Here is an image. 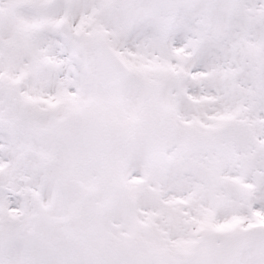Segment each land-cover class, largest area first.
Returning <instances> with one entry per match:
<instances>
[{
    "label": "snow or ice",
    "instance_id": "obj_1",
    "mask_svg": "<svg viewBox=\"0 0 264 264\" xmlns=\"http://www.w3.org/2000/svg\"><path fill=\"white\" fill-rule=\"evenodd\" d=\"M0 264H264V0H0Z\"/></svg>",
    "mask_w": 264,
    "mask_h": 264
}]
</instances>
